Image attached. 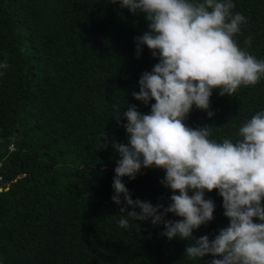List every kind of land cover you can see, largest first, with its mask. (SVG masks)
Returning <instances> with one entry per match:
<instances>
[{
	"label": "trees",
	"instance_id": "16d2710c",
	"mask_svg": "<svg viewBox=\"0 0 264 264\" xmlns=\"http://www.w3.org/2000/svg\"><path fill=\"white\" fill-rule=\"evenodd\" d=\"M247 23L235 37L264 60V0H233ZM147 30L110 0H0V264H206L185 259L188 241L160 235L163 225L121 228L112 202L119 156L111 141L127 143L122 112L149 105L132 97L143 72L158 62L134 37ZM210 110L193 107L190 127L213 126V139L236 138L239 127L264 110V79L233 97L213 91ZM18 131L16 132V130ZM107 134L109 146L99 149ZM2 144H6L2 146ZM160 169L123 178L133 199L169 203ZM191 194V193H190ZM214 219L194 231L212 239L226 227L222 199ZM165 219L177 220L171 213Z\"/></svg>",
	"mask_w": 264,
	"mask_h": 264
},
{
	"label": "clouds",
	"instance_id": "9594fccd",
	"mask_svg": "<svg viewBox=\"0 0 264 264\" xmlns=\"http://www.w3.org/2000/svg\"><path fill=\"white\" fill-rule=\"evenodd\" d=\"M147 24L134 37L135 55L146 47L158 60L139 78L132 97L147 114L127 105L114 106L127 143L111 141L119 156L114 168L111 197L122 215L121 228L149 221L163 225L161 236L188 241L184 257L206 264H264V110L255 112L238 129L236 138L213 139V126L190 127L193 107L211 118L210 98L233 97L241 87H254L264 79V60L247 49L252 37L235 38L246 17L234 12L233 0H110ZM7 62L0 69H7ZM99 149L109 146L107 134ZM164 172L161 185L171 192L169 203L153 205L133 199L123 178L134 180L142 169ZM216 191L228 220L210 239L194 231L214 219L215 202L205 193ZM191 193V194H190ZM171 213L177 220L165 219Z\"/></svg>",
	"mask_w": 264,
	"mask_h": 264
},
{
	"label": "water",
	"instance_id": "95a60500",
	"mask_svg": "<svg viewBox=\"0 0 264 264\" xmlns=\"http://www.w3.org/2000/svg\"><path fill=\"white\" fill-rule=\"evenodd\" d=\"M18 131V129L16 130V132ZM6 144H2V146H5Z\"/></svg>",
	"mask_w": 264,
	"mask_h": 264
}]
</instances>
